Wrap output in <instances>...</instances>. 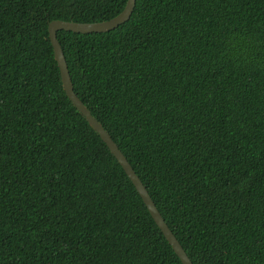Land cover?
<instances>
[{
  "label": "trees",
  "instance_id": "trees-1",
  "mask_svg": "<svg viewBox=\"0 0 264 264\" xmlns=\"http://www.w3.org/2000/svg\"><path fill=\"white\" fill-rule=\"evenodd\" d=\"M127 1L0 0V264H183L49 37ZM58 39L193 264H264V0H137Z\"/></svg>",
  "mask_w": 264,
  "mask_h": 264
},
{
  "label": "water",
  "instance_id": "water-1",
  "mask_svg": "<svg viewBox=\"0 0 264 264\" xmlns=\"http://www.w3.org/2000/svg\"><path fill=\"white\" fill-rule=\"evenodd\" d=\"M136 1L137 0H128L126 7L119 15H117L116 17L110 20L103 21V22L78 23V22H72V21L54 20L49 23V27H48L49 37H50L52 47L54 50L55 59L58 63V66L61 72L63 87H64V90L67 96L69 97L71 102L74 104V106L80 111V113L83 116H85L90 126L100 135L102 140L107 144L111 153L116 157L117 161L122 166V168L128 175L129 179L132 181L135 188L137 189L139 195L143 199L151 216L155 220L156 224L158 225V227L160 228V230L166 237L167 241L172 246L175 253L180 258L182 263L183 264H193L188 254L184 250L183 246L181 245L177 237L174 235L172 230L167 225L165 219L163 218L162 214L160 213L156 204L154 203L152 197L150 196L147 188L143 184L140 177L136 174L135 170L133 169L128 159L119 149L118 145L112 139L108 131L92 115L91 111L86 107V105L76 95L74 91L72 79L70 76L68 63L66 61V57L62 49V45L58 39L59 31H67V32H73V33H78V34H91V33H105V32L114 30L120 27L121 25L127 23L130 20L136 8Z\"/></svg>",
  "mask_w": 264,
  "mask_h": 264
},
{
  "label": "bare ground",
  "instance_id": "bare-ground-1",
  "mask_svg": "<svg viewBox=\"0 0 264 264\" xmlns=\"http://www.w3.org/2000/svg\"><path fill=\"white\" fill-rule=\"evenodd\" d=\"M131 19V18H130ZM123 153V152H122Z\"/></svg>",
  "mask_w": 264,
  "mask_h": 264
}]
</instances>
